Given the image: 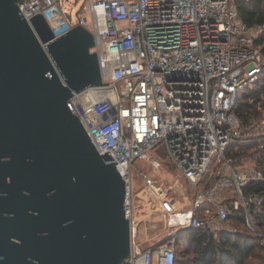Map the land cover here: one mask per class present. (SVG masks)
<instances>
[{"label": "built area", "instance_id": "obj_1", "mask_svg": "<svg viewBox=\"0 0 264 264\" xmlns=\"http://www.w3.org/2000/svg\"><path fill=\"white\" fill-rule=\"evenodd\" d=\"M17 3L27 21L42 14L53 39L78 24L94 33L91 51L108 83L74 93L70 102L99 153L110 151L114 159L107 162L117 161L126 181L133 240L123 264H175L173 239L154 247L134 238L142 219L131 168L142 159L159 169L162 162L151 154L156 147L167 153L177 177L171 185L142 177L168 235L183 227L234 232V215L241 212L244 226L264 245L255 219L261 200L246 191L264 171L251 159L237 164L233 155L247 145L264 151V48L258 42L264 24L247 25L234 0H88L75 24L65 7L71 0ZM239 101L262 115L244 124L235 112ZM182 190L188 202L178 208L173 194ZM177 211L188 221L173 224Z\"/></svg>", "mask_w": 264, "mask_h": 264}, {"label": "water", "instance_id": "obj_2", "mask_svg": "<svg viewBox=\"0 0 264 264\" xmlns=\"http://www.w3.org/2000/svg\"><path fill=\"white\" fill-rule=\"evenodd\" d=\"M53 38L42 14L27 21L17 0H0V207L19 205V238L31 242L0 249V264H123L126 181L70 102L108 83L95 36L78 24Z\"/></svg>", "mask_w": 264, "mask_h": 264}, {"label": "trees", "instance_id": "obj_3", "mask_svg": "<svg viewBox=\"0 0 264 264\" xmlns=\"http://www.w3.org/2000/svg\"><path fill=\"white\" fill-rule=\"evenodd\" d=\"M234 3L247 25L264 24V0H234ZM258 42L264 48V32ZM235 112L244 124L262 115L256 110L255 105L246 101H239ZM233 155L237 164L251 159L264 171V151L253 145L244 146ZM246 191L253 192L261 200L260 210L255 213V219L264 231V176L261 180L248 184ZM234 217L237 224V230L234 232L213 234L192 227H183L174 235H166V240L153 246L157 247L173 239L176 247L175 264H245L246 260L257 256L260 250L264 251V245L260 244L261 237L257 233L244 226L241 212ZM191 252L193 255H190Z\"/></svg>", "mask_w": 264, "mask_h": 264}, {"label": "rangeland", "instance_id": "obj_4", "mask_svg": "<svg viewBox=\"0 0 264 264\" xmlns=\"http://www.w3.org/2000/svg\"><path fill=\"white\" fill-rule=\"evenodd\" d=\"M83 3H88V0H71V3L65 6L67 10L70 9L73 11L74 24L77 22L75 13ZM88 18L90 21H92L91 16H89ZM242 98L247 99V96L244 95L242 96ZM151 154L162 162V166L159 169L155 168L149 162L142 159H137L131 168L133 191L134 193L140 191L139 192L140 195L139 193H136V195H138L137 199L139 206V209L137 211V216L138 219H142L139 222V225L137 226L138 229L142 230V232L140 231L134 238L137 242L144 243L145 241L146 242L145 245L161 243L162 241L166 240L167 238L166 235L168 234L165 231L166 229L163 222L164 216L162 212L156 210L155 206L157 205V202L155 201V199H153L154 193L150 188L145 187L142 175L143 174L152 175L159 183V185H171L174 179L177 177L176 170L172 165V162L169 159L166 152L161 150L160 147H156L151 150ZM141 191H145L144 195H146V197L148 195L149 197L148 205L150 209L146 208L144 201L145 197H143V193H141ZM173 195L175 201L177 202L178 208L187 204L188 200L183 195V190ZM140 197L143 200L142 199L140 200ZM146 209L149 210L146 211L147 213L145 212ZM185 209H188V207H186ZM146 229L149 232L157 231L158 234L157 235L153 234L151 236H148L149 234H146L145 232ZM190 255H193V253L191 252ZM245 264H264V251L260 250L257 256L249 258L248 260H246Z\"/></svg>", "mask_w": 264, "mask_h": 264}, {"label": "flooded vegetation", "instance_id": "obj_5", "mask_svg": "<svg viewBox=\"0 0 264 264\" xmlns=\"http://www.w3.org/2000/svg\"><path fill=\"white\" fill-rule=\"evenodd\" d=\"M23 207H26L24 205ZM15 206L9 200H2L0 207V249H12L16 244L17 249H30L31 242L27 240L22 244L19 224L20 211L18 205L17 212Z\"/></svg>", "mask_w": 264, "mask_h": 264}, {"label": "bare ground", "instance_id": "obj_6", "mask_svg": "<svg viewBox=\"0 0 264 264\" xmlns=\"http://www.w3.org/2000/svg\"><path fill=\"white\" fill-rule=\"evenodd\" d=\"M141 193H143V197H145L144 201H145V205H146V208L150 209L149 208V205H148V201H146L147 197L145 194V191H141ZM140 195V193H139ZM136 197L138 198V195H136ZM142 198L140 197V200ZM143 200V199H142ZM140 203V202H139ZM156 207V210L158 209V205L155 206ZM146 209L145 212L148 210ZM149 211V210H148ZM147 213V212H146ZM140 214V213H139ZM188 214L184 213V212H181V211H177L176 213L173 214V216L170 217V221L173 223V224H182V223H185L188 221Z\"/></svg>", "mask_w": 264, "mask_h": 264}, {"label": "crops", "instance_id": "obj_7", "mask_svg": "<svg viewBox=\"0 0 264 264\" xmlns=\"http://www.w3.org/2000/svg\"><path fill=\"white\" fill-rule=\"evenodd\" d=\"M146 234H149L148 236H151V235H153V234H158V232L157 231H148L147 229H146ZM149 232V233H148ZM146 244V242L144 241V246H153L154 244H149V245H145Z\"/></svg>", "mask_w": 264, "mask_h": 264}]
</instances>
